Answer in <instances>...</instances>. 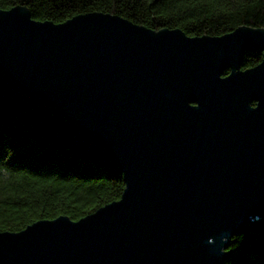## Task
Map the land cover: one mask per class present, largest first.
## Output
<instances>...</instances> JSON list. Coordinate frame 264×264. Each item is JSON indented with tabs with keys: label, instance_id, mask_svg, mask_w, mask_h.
Here are the masks:
<instances>
[{
	"label": "water",
	"instance_id": "obj_1",
	"mask_svg": "<svg viewBox=\"0 0 264 264\" xmlns=\"http://www.w3.org/2000/svg\"><path fill=\"white\" fill-rule=\"evenodd\" d=\"M248 51L262 60L243 69ZM0 107L126 184L79 220L0 231V264H224L233 237L264 234V28L0 9Z\"/></svg>",
	"mask_w": 264,
	"mask_h": 264
},
{
	"label": "trees",
	"instance_id": "obj_2",
	"mask_svg": "<svg viewBox=\"0 0 264 264\" xmlns=\"http://www.w3.org/2000/svg\"><path fill=\"white\" fill-rule=\"evenodd\" d=\"M27 7L38 21L63 23L93 12L119 15L155 31L219 37L239 27L264 28V0H0V9ZM262 53L248 51L244 69ZM229 71H226L228 74ZM122 174L36 134L17 109L0 107V231L20 232L40 220H79L119 200ZM224 264H264V234L230 241Z\"/></svg>",
	"mask_w": 264,
	"mask_h": 264
},
{
	"label": "flooded vegetation",
	"instance_id": "obj_3",
	"mask_svg": "<svg viewBox=\"0 0 264 264\" xmlns=\"http://www.w3.org/2000/svg\"><path fill=\"white\" fill-rule=\"evenodd\" d=\"M243 69H244V67H243Z\"/></svg>",
	"mask_w": 264,
	"mask_h": 264
}]
</instances>
